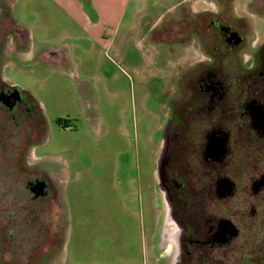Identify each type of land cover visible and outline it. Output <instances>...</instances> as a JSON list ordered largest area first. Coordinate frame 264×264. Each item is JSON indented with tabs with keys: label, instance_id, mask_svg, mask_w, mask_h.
I'll list each match as a JSON object with an SVG mask.
<instances>
[{
	"label": "rangeland",
	"instance_id": "rangeland-1",
	"mask_svg": "<svg viewBox=\"0 0 264 264\" xmlns=\"http://www.w3.org/2000/svg\"><path fill=\"white\" fill-rule=\"evenodd\" d=\"M191 1L0 0L11 14L0 8V77L41 104L47 132L32 164L44 165L63 195L61 245L44 264H170L171 246L158 240L156 159L184 59L153 33ZM12 127L0 121L3 163L7 144L30 140L25 125ZM23 185L0 177V254L16 253L0 264L41 263L49 246L38 241L54 233L52 212L11 214L27 201Z\"/></svg>",
	"mask_w": 264,
	"mask_h": 264
},
{
	"label": "flooded vegetation",
	"instance_id": "flooded-vegetation-1",
	"mask_svg": "<svg viewBox=\"0 0 264 264\" xmlns=\"http://www.w3.org/2000/svg\"><path fill=\"white\" fill-rule=\"evenodd\" d=\"M180 12L153 33L184 59L160 130L158 240L171 246L170 264H242L241 257L264 263V0H194ZM9 20L12 33L27 44V33ZM253 42L255 67L249 70L240 53ZM0 121L28 130V142L7 144L0 177L24 181L27 201L11 207L16 218L52 212L53 236L38 241L49 246L44 264L61 245L63 203L54 175L25 162L47 132L44 111L27 91L0 77Z\"/></svg>",
	"mask_w": 264,
	"mask_h": 264
},
{
	"label": "clouds",
	"instance_id": "clouds-1",
	"mask_svg": "<svg viewBox=\"0 0 264 264\" xmlns=\"http://www.w3.org/2000/svg\"><path fill=\"white\" fill-rule=\"evenodd\" d=\"M256 48V42H253L250 49H244L241 51L240 55L242 57V63L248 67L249 70H252L255 67L254 60V50ZM38 151V146H33L30 149L29 158L26 159V164L31 166L32 162L37 159L36 153Z\"/></svg>",
	"mask_w": 264,
	"mask_h": 264
},
{
	"label": "crops",
	"instance_id": "crops-1",
	"mask_svg": "<svg viewBox=\"0 0 264 264\" xmlns=\"http://www.w3.org/2000/svg\"><path fill=\"white\" fill-rule=\"evenodd\" d=\"M94 1H96V3H97V0H94ZM95 4V3H94ZM95 6H96V4H95ZM97 27H99L98 25H97Z\"/></svg>",
	"mask_w": 264,
	"mask_h": 264
}]
</instances>
